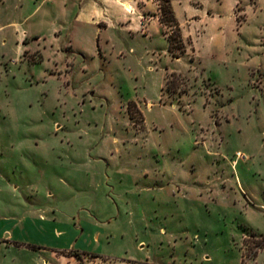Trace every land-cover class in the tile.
I'll return each mask as SVG.
<instances>
[{
  "label": "rangeland",
  "instance_id": "rangeland-1",
  "mask_svg": "<svg viewBox=\"0 0 264 264\" xmlns=\"http://www.w3.org/2000/svg\"><path fill=\"white\" fill-rule=\"evenodd\" d=\"M152 1L0 0V233L264 264V0H171L181 39Z\"/></svg>",
  "mask_w": 264,
  "mask_h": 264
},
{
  "label": "crops",
  "instance_id": "crops-1",
  "mask_svg": "<svg viewBox=\"0 0 264 264\" xmlns=\"http://www.w3.org/2000/svg\"><path fill=\"white\" fill-rule=\"evenodd\" d=\"M91 8L88 10L83 7V12H79L76 19L83 20V28L93 27L98 25L101 20L102 14V2L119 1L125 3L124 0H89ZM137 1L138 8L127 2L125 4L127 12L140 11L139 17H142V26H144L143 19L146 17L150 9H154V2L152 0H134ZM156 1V0H154ZM157 2V1H156ZM68 3H64V8H67ZM151 9V10H152ZM146 10V12L144 11ZM81 22V21H78ZM156 24L158 30L162 25L159 20V15L153 14V17L149 18L146 25ZM101 24H99L100 26ZM145 25V26H146ZM147 30V28H146ZM146 35V34H145ZM47 242H37L30 238L17 236L13 231L5 228L0 233V264H81L79 259L71 254V251L77 250L82 253L83 264H115L117 259L101 258L96 256L97 254L88 253L84 249H57L49 246ZM12 248V249H10ZM88 257L92 258V261H88ZM128 262L136 263L135 260L121 259V263ZM143 263V262H141Z\"/></svg>",
  "mask_w": 264,
  "mask_h": 264
},
{
  "label": "trees",
  "instance_id": "trees-1",
  "mask_svg": "<svg viewBox=\"0 0 264 264\" xmlns=\"http://www.w3.org/2000/svg\"><path fill=\"white\" fill-rule=\"evenodd\" d=\"M160 1H164L165 3L162 5L161 7V14L159 16V20L161 22L162 25H166V26H169V27H174L177 29V33H178V37L181 39V31H180V24H179V21L175 15V12L173 10V7H172V4H171V0H160ZM180 34V35H179ZM173 35L172 34H167V40L170 44V51H173L174 48H173V45H172V42H173ZM183 51V50H181ZM132 105H136L135 102H131L129 104V109L131 110L132 109ZM264 247V242L262 243H259L258 244V248H263ZM258 252L256 251L255 252V255L257 254ZM71 254L72 255H75L81 264H83V257H82V253L77 251V250H73L71 251ZM96 256H99V255H96ZM140 264H149V263H140Z\"/></svg>",
  "mask_w": 264,
  "mask_h": 264
}]
</instances>
